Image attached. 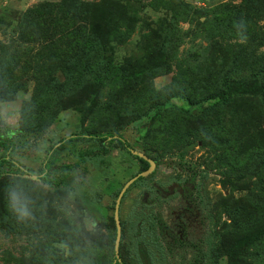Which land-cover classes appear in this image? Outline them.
<instances>
[{
    "label": "rangeland",
    "instance_id": "obj_1",
    "mask_svg": "<svg viewBox=\"0 0 264 264\" xmlns=\"http://www.w3.org/2000/svg\"><path fill=\"white\" fill-rule=\"evenodd\" d=\"M179 1L0 0V264H264V38Z\"/></svg>",
    "mask_w": 264,
    "mask_h": 264
},
{
    "label": "trees",
    "instance_id": "obj_2",
    "mask_svg": "<svg viewBox=\"0 0 264 264\" xmlns=\"http://www.w3.org/2000/svg\"><path fill=\"white\" fill-rule=\"evenodd\" d=\"M170 3L172 4V6L175 9V16L172 17V21L170 22V24L168 25V30L172 31V34L168 37V35L166 34V42L167 43H175L176 41L174 39H172V37L175 36V34L177 33V27H176V23L178 21V16H181L182 13L186 16L194 13L193 8L190 5L185 4L182 1L179 0H170ZM247 4H248V0H241V2L234 7L232 10H227L228 12L237 15L238 16V20L241 23H246L250 26V34L252 36H257V37H263L264 38V26L260 25V23L262 21H264V15L261 14H257V15H252L250 16L247 13ZM58 21L63 25V31L59 34V37H61L64 40H70L72 38H74L73 40H78V41H82L86 38L87 34L86 33V26L84 24H82V26H79L76 28V30L70 32L68 29H66V22L69 23L70 19H66L65 17L59 18ZM256 79H258L256 81V85L259 88V93L262 96H264V77H255ZM227 84V83H226ZM234 94L230 91H228V87L224 89V91L219 92L217 95H215V97L219 98L218 100H221L222 102L227 101L230 97H232ZM85 137V136H84ZM80 135H73L71 137H68L66 139H64L63 141L60 142L61 143H65L67 141H71L73 140V138H84ZM88 138H90L91 140H95V141H101L104 149H107V147H109L111 144L117 143L118 145H120L121 147H123V149L127 150L128 149V144L125 143L121 138H115L114 137H110L108 135H93L90 134L88 135ZM59 145V146H60ZM107 152V151H106ZM139 161L142 164H146L147 162L144 161L143 159H139ZM4 163H8V164H15L13 163V161H9L6 158H3L0 160V167L4 164ZM114 264H126L123 261H118L115 260Z\"/></svg>",
    "mask_w": 264,
    "mask_h": 264
},
{
    "label": "water",
    "instance_id": "obj_3",
    "mask_svg": "<svg viewBox=\"0 0 264 264\" xmlns=\"http://www.w3.org/2000/svg\"><path fill=\"white\" fill-rule=\"evenodd\" d=\"M141 159H143L144 161H146L149 165L148 169L140 174H138L136 177H134L133 179H131L130 181H128L126 183V185L123 187V189L120 191L118 199L116 201L115 204V209H114V221H115V226H116V240H115V255L118 258L119 257V242H120V236H121V229H120V220H119V206H120V202L121 199L123 197V195L125 194L127 188L138 178L140 177H147L150 175V173L152 172L155 164L152 160L147 159L145 156L143 155H138Z\"/></svg>",
    "mask_w": 264,
    "mask_h": 264
},
{
    "label": "clouds",
    "instance_id": "obj_4",
    "mask_svg": "<svg viewBox=\"0 0 264 264\" xmlns=\"http://www.w3.org/2000/svg\"><path fill=\"white\" fill-rule=\"evenodd\" d=\"M17 198L14 196L13 197V200L15 201ZM17 211L20 213L21 217L24 218V217H27L29 216V210L27 208L26 205H21Z\"/></svg>",
    "mask_w": 264,
    "mask_h": 264
}]
</instances>
